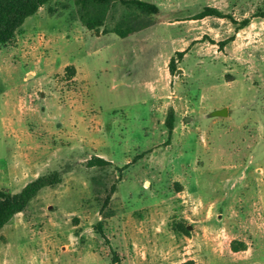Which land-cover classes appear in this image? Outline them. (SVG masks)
<instances>
[{"label":"rangeland","instance_id":"1","mask_svg":"<svg viewBox=\"0 0 264 264\" xmlns=\"http://www.w3.org/2000/svg\"><path fill=\"white\" fill-rule=\"evenodd\" d=\"M145 1L161 13L117 3L96 32L55 0L0 45V189L62 173L1 230L0 264H234L229 245L253 241L232 211L251 195L264 206V0ZM206 6L225 16L198 18ZM130 16L148 26L126 39L103 31ZM104 153L117 161L88 167Z\"/></svg>","mask_w":264,"mask_h":264},{"label":"trees","instance_id":"2","mask_svg":"<svg viewBox=\"0 0 264 264\" xmlns=\"http://www.w3.org/2000/svg\"><path fill=\"white\" fill-rule=\"evenodd\" d=\"M55 0H0V45L8 43L16 34L17 30L23 25L25 20L36 14L42 7ZM74 3L79 21L89 30L99 32L106 26L110 10L117 3L123 5H134L142 12L149 15H159L161 8L152 2L145 0H70ZM52 13L54 9L49 7ZM207 16L224 17L225 15L217 8L206 6L202 12L198 14V18ZM139 17H123L118 20L112 28H104L105 33H115L120 38H126L137 31L148 26L142 23ZM247 22V20H246ZM225 40L221 45H225ZM186 50L176 51V55L171 57L169 62V70L172 75L177 72V60L182 59ZM70 76H74L76 69L73 65L66 67ZM176 122V112L174 107H170L166 116L165 125L168 130V141L171 140ZM88 167H99L105 169L111 166L112 162L106 158L94 155L87 160ZM122 169V168H121ZM103 176V175H102ZM101 177V176H100ZM96 180V177H93ZM62 173L55 170L48 173L38 175L29 181L24 187L16 192L9 193L0 189V232L4 226L18 213L23 212L33 199L46 187H54L61 183ZM116 190V184L113 183L109 188V193L104 200L108 204L112 194ZM190 225L179 223L174 226L176 233H190ZM234 243V242H232ZM234 250L246 249V245L241 243L240 246L232 244ZM183 264H194L192 261Z\"/></svg>","mask_w":264,"mask_h":264},{"label":"crops","instance_id":"3","mask_svg":"<svg viewBox=\"0 0 264 264\" xmlns=\"http://www.w3.org/2000/svg\"><path fill=\"white\" fill-rule=\"evenodd\" d=\"M38 12L36 14L28 17L19 29H21V28L25 29L27 23L31 19H33V17L35 15H38ZM131 36H133V35H131ZM131 36H129V37H131ZM126 38H128V37H126ZM126 38H123V39H126ZM112 45H113V42L110 41L109 43H106V46H103L99 49H95L92 53H93V55L99 54L101 51L109 49ZM115 66H116V64H114V67ZM105 71H107V70H105ZM101 156H104L106 159L111 160L113 162L117 161L116 159H114V157H112L111 155H107L105 153ZM117 164H119V162H117ZM254 196L251 195L250 197H248V199L250 201L249 202L250 206L247 209L246 208H244L242 210L239 209L236 212H234V210L232 211V214L234 213V215H236V218H234L235 222L234 221H230V222H232V223L234 222V224H240L241 225L242 221H240L241 220L240 214L241 215L245 214L246 216H248L247 224H248L250 230L255 232L253 241L248 242L247 240H242L243 238H238L239 240L244 242V244L246 245V249L234 250V249H232V245L231 244L229 245L230 246L229 250L232 253V255L230 256L231 258H230L229 262H233L234 264H244V263L245 264H264V229H263V227H264V216H262V213L264 214V206H263L262 212H256L257 210L253 207V203H255V201H254L255 197ZM217 198H218V200L216 203H218V205L227 206V202L232 198V194H220V196H218ZM261 200H262V205H264V197L262 195H261ZM225 210L226 211L229 210V212L231 211V209L228 207H226ZM20 213H22V212H20ZM18 214H16V215H18ZM258 214L261 215L260 220H263V221H260V222L257 221L256 215L258 216ZM15 216L8 223H11V221H13ZM227 216H228L227 212L217 214L219 223L225 225L224 226L225 230L226 229L230 230V228H231L230 224L226 225V222L228 221ZM259 231H260V234L258 233ZM47 243H48V245H50V247L53 246L51 240L48 239ZM243 253H246L245 256H242Z\"/></svg>","mask_w":264,"mask_h":264},{"label":"water","instance_id":"4","mask_svg":"<svg viewBox=\"0 0 264 264\" xmlns=\"http://www.w3.org/2000/svg\"><path fill=\"white\" fill-rule=\"evenodd\" d=\"M213 115H228V108H223V109H219V110H215L213 113Z\"/></svg>","mask_w":264,"mask_h":264}]
</instances>
